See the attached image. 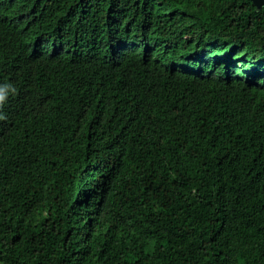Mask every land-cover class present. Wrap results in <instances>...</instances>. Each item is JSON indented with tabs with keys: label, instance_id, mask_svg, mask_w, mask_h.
I'll return each mask as SVG.
<instances>
[{
	"label": "trees",
	"instance_id": "1",
	"mask_svg": "<svg viewBox=\"0 0 264 264\" xmlns=\"http://www.w3.org/2000/svg\"><path fill=\"white\" fill-rule=\"evenodd\" d=\"M2 85L0 264H264V5L0 0Z\"/></svg>",
	"mask_w": 264,
	"mask_h": 264
},
{
	"label": "clouds",
	"instance_id": "2",
	"mask_svg": "<svg viewBox=\"0 0 264 264\" xmlns=\"http://www.w3.org/2000/svg\"><path fill=\"white\" fill-rule=\"evenodd\" d=\"M9 88H10V85L0 86V105H2L4 103V101L6 100L7 92H8ZM13 91H15V90L13 89Z\"/></svg>",
	"mask_w": 264,
	"mask_h": 264
},
{
	"label": "water",
	"instance_id": "3",
	"mask_svg": "<svg viewBox=\"0 0 264 264\" xmlns=\"http://www.w3.org/2000/svg\"><path fill=\"white\" fill-rule=\"evenodd\" d=\"M252 1L258 8L264 5V0H252Z\"/></svg>",
	"mask_w": 264,
	"mask_h": 264
}]
</instances>
